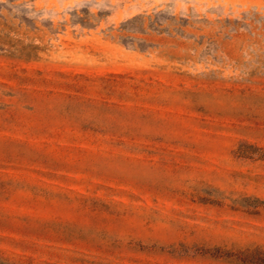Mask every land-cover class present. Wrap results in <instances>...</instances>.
<instances>
[{"label": "rangeland", "instance_id": "1", "mask_svg": "<svg viewBox=\"0 0 264 264\" xmlns=\"http://www.w3.org/2000/svg\"><path fill=\"white\" fill-rule=\"evenodd\" d=\"M0 264H264V0H0Z\"/></svg>", "mask_w": 264, "mask_h": 264}]
</instances>
